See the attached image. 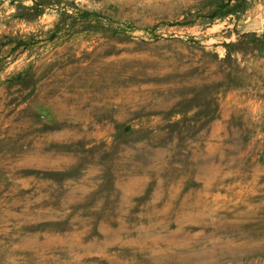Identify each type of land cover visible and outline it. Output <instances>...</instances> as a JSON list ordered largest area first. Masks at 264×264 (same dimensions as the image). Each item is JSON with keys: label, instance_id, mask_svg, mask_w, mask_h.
I'll return each instance as SVG.
<instances>
[{"label": "rangeland", "instance_id": "1", "mask_svg": "<svg viewBox=\"0 0 264 264\" xmlns=\"http://www.w3.org/2000/svg\"><path fill=\"white\" fill-rule=\"evenodd\" d=\"M264 0H0V264H264Z\"/></svg>", "mask_w": 264, "mask_h": 264}, {"label": "crops", "instance_id": "2", "mask_svg": "<svg viewBox=\"0 0 264 264\" xmlns=\"http://www.w3.org/2000/svg\"><path fill=\"white\" fill-rule=\"evenodd\" d=\"M252 30L260 33V35H261V41H260L259 49H260L262 55L264 56V23L259 22L258 26L254 27Z\"/></svg>", "mask_w": 264, "mask_h": 264}]
</instances>
